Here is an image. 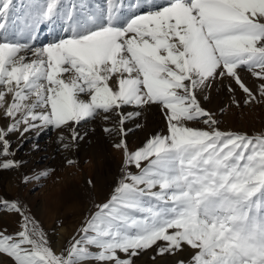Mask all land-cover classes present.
I'll list each match as a JSON object with an SVG mask.
<instances>
[{
	"label": "snow or ice",
	"instance_id": "snow-or-ice-1",
	"mask_svg": "<svg viewBox=\"0 0 264 264\" xmlns=\"http://www.w3.org/2000/svg\"><path fill=\"white\" fill-rule=\"evenodd\" d=\"M60 3L46 0L26 27L66 15L70 28L62 37L40 47L0 39V109L12 121L0 129V155L9 154L7 133L78 124L100 111H115L123 133L124 122L138 115L120 111L129 105H159L167 133L135 151L123 138L114 145L139 173H125L66 256L47 246L17 202L0 199V207L23 218L19 232L0 231V254L14 264H78L89 256L86 243L100 249L99 261L132 264L153 246L164 255L186 245L193 250L189 264H264V134L219 130L197 98L217 78L234 81L245 104L264 98V82L253 92L239 75L244 67L264 81V0H137L123 23L122 4L106 0L104 19L90 17V26L74 24ZM13 7V0H0V31ZM201 119L207 128L188 126ZM20 163L0 162V171ZM146 195L158 203L145 206Z\"/></svg>",
	"mask_w": 264,
	"mask_h": 264
},
{
	"label": "rangeland",
	"instance_id": "rangeland-1",
	"mask_svg": "<svg viewBox=\"0 0 264 264\" xmlns=\"http://www.w3.org/2000/svg\"><path fill=\"white\" fill-rule=\"evenodd\" d=\"M150 2L163 4L164 0ZM136 3L137 0H118L117 6L122 4L124 9L119 23L130 16ZM44 4L46 0H13V11L8 26L0 31V39L40 47L62 37L65 30L70 28L66 15H58L52 21L43 22L31 29L26 27L27 21ZM60 11H72L74 24L90 26V17L97 18L98 22L104 19L106 0H61ZM45 25L60 35L35 45L34 39L40 36L38 31L44 30ZM26 55L31 58L30 52ZM239 75L253 92H257L258 85L264 82L253 77L244 67L240 68ZM111 84L114 86L115 82ZM229 84L233 92L228 91ZM82 98L88 99L87 96ZM197 98L200 106L218 121L216 127L219 130L249 136L264 134V98L257 96L255 102L245 104L246 94L234 81H221L217 78L209 87L198 92ZM8 100H11L10 96ZM120 111L125 115L138 113L124 122L123 133L120 132V117L115 111H100L94 118L78 124L68 122L58 128L48 126L30 130L23 135L19 131L6 135L10 141L9 154L0 155V162L13 160L21 163L11 170L0 171V199L17 202L24 215L43 232L47 246L56 254L63 253L66 256L72 242L85 238L83 228L87 221L98 211L99 205L110 199L126 172L139 173L134 165L125 166L123 149H117L114 145L123 138L128 150L135 151L150 137L167 133V122L159 105H129ZM105 115L108 119L104 118ZM11 122V119L4 116L3 109H0V129H6ZM188 126L208 127L202 119L189 122ZM105 128L111 131L106 132ZM74 134L77 139H73ZM24 176L30 178L27 183L22 182ZM154 191H159V188ZM143 202L145 206L158 203L147 195ZM51 205H55L54 209L49 208ZM22 223L21 215L0 207V231L13 235L21 230ZM83 247L89 256L78 261V264H110L94 258L100 251L98 247L86 243ZM117 254L125 258L124 253ZM192 254L193 250L185 245L183 250L175 254L157 255V247L153 246L131 259L132 264H177L181 260L189 264ZM0 264H14V261L0 254Z\"/></svg>",
	"mask_w": 264,
	"mask_h": 264
},
{
	"label": "bare ground",
	"instance_id": "bare-ground-1",
	"mask_svg": "<svg viewBox=\"0 0 264 264\" xmlns=\"http://www.w3.org/2000/svg\"><path fill=\"white\" fill-rule=\"evenodd\" d=\"M45 29L44 30H42V31H38L39 33H40V36H38V37H35V39H34V44L35 45H37V44H39L40 42H46V41H50V40H52L53 38H56V37H59V33L58 34H56V32H53V31H51L50 30V28L48 27V25H45ZM40 28V27H39ZM38 30V29H37ZM36 30V31H37ZM37 35V34H36ZM27 54V53H26ZM30 56V55H29ZM54 196V195H53ZM57 199V198H56ZM59 199V198H58ZM57 199V200H58ZM59 201H61V200H59ZM58 201V202H59ZM55 202H56V200H55ZM61 202H64V201H61ZM61 202H60V204H61ZM51 203V202H50ZM59 204V203H58ZM57 204V205H58ZM56 205V204H55ZM55 205H51V207H49V208H53L54 209V207H55ZM61 206V205H60ZM50 209V211H53V210H51ZM60 209H61V207H60ZM59 211V210H58ZM55 212V211H54Z\"/></svg>",
	"mask_w": 264,
	"mask_h": 264
}]
</instances>
